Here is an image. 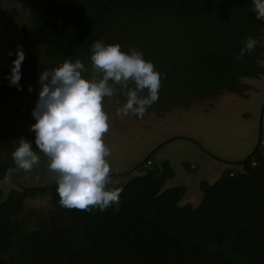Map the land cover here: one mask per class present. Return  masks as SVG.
<instances>
[{"label": "trees", "instance_id": "trees-1", "mask_svg": "<svg viewBox=\"0 0 264 264\" xmlns=\"http://www.w3.org/2000/svg\"><path fill=\"white\" fill-rule=\"evenodd\" d=\"M27 3L40 43L52 58L85 63L96 40L118 43L123 51L137 49L160 73L159 95L167 98L191 94L189 98L195 99L213 91L247 97L251 87L247 80L264 76L260 63L264 45L258 39L264 21L256 19L251 0ZM21 29L24 37L29 36L30 24ZM249 36L257 44L237 60ZM14 48L9 37L8 53H15ZM13 59L15 55H9L1 74L0 112L5 94L12 95L7 77ZM21 66H26L25 60ZM10 126L8 122L3 127L0 116V264H264L263 140L246 158L226 160L232 167L215 182L203 179L197 205L182 204L189 191L186 185L168 186L178 175L172 161L153 160L158 149L179 137L164 140L127 172H110V180L117 178L116 188L121 189L118 203L104 211H85L61 206L54 182L18 183L25 174L14 167L10 151L15 136ZM183 164L188 171L199 169V165L192 169L190 162ZM10 168L15 170L6 175ZM6 180L20 186L6 190L2 185ZM48 191L54 206L76 225L75 233L17 227L14 219L24 212L26 200Z\"/></svg>", "mask_w": 264, "mask_h": 264}, {"label": "rangeland", "instance_id": "rangeland-1", "mask_svg": "<svg viewBox=\"0 0 264 264\" xmlns=\"http://www.w3.org/2000/svg\"><path fill=\"white\" fill-rule=\"evenodd\" d=\"M27 2L28 0H0V80L9 59V37L14 41L15 50L18 46L22 47L26 61V66H21L20 69L21 87L18 89L10 85L8 90L12 95L5 94L4 108L1 107L0 112L1 125L5 127L8 122L12 125L10 131L15 139H12L11 147L15 148L20 138L34 141V132L30 131V126L35 120L31 113L38 99L39 73L45 70L42 66L51 70L63 63L52 58L46 47L40 43L41 39L36 34ZM26 23L30 24V34L24 37L21 28ZM260 34L259 42L264 45V30ZM260 63L264 65V53ZM84 64L86 71L83 75L90 77L91 61H85ZM247 82L251 85L245 92L247 97L228 91H213L195 99L189 98L191 94L171 98L159 95L158 100L147 108L142 118L133 114L116 115V100L119 99L121 104L125 101L117 86L116 95L104 100V110L109 115V129L103 139L110 149L108 157L115 160L114 164H109L110 172H127L129 166L144 160L160 145L159 143L178 136L179 138L158 149L153 160L172 161L178 175L168 186L186 185L189 191L182 204L190 202L197 205L202 198L199 184L203 179L215 182L225 168L232 167L226 160H242L261 140L264 141V76L259 79L250 78ZM129 85L133 86L131 83ZM33 148L40 157L39 162L29 171L18 169L14 165L15 169L25 174L23 178L18 179V183L20 181L27 185V181H32L33 185H49L53 181L49 179L51 174L47 169L48 158L36 150L34 144ZM186 162H190L192 169L199 165V169L196 172L185 170L183 163ZM147 166H151L150 162H147ZM121 179H124V176ZM117 182V178H112L108 188L115 189ZM2 185L6 190L12 186H20L11 180L4 181ZM52 201V191L28 198L24 212L14 219L17 227L33 229L45 226L49 230L59 228L75 233L76 225L67 214L59 211Z\"/></svg>", "mask_w": 264, "mask_h": 264}, {"label": "clouds", "instance_id": "clouds-1", "mask_svg": "<svg viewBox=\"0 0 264 264\" xmlns=\"http://www.w3.org/2000/svg\"><path fill=\"white\" fill-rule=\"evenodd\" d=\"M251 5L256 19L264 21V0H251ZM256 44L255 38L247 37L236 59L251 52ZM8 54H14L15 59L7 79L19 89L25 53L18 46L15 53ZM90 61V77L83 75L86 68L79 59L65 60L39 73L40 89L31 113L35 123L30 126L34 141L20 138L11 156L16 168L31 170L40 159L34 144L48 158L49 179L57 186L61 206L104 211L119 202L121 191L107 187L110 165L106 158L110 149L103 135L109 129V115L104 110V100L114 97L119 86L125 101L121 104L116 100V115L142 118L159 98L160 73L142 51H123L120 44H105L103 40L91 44ZM130 83L134 86L130 87ZM14 170L8 169L6 175Z\"/></svg>", "mask_w": 264, "mask_h": 264}]
</instances>
